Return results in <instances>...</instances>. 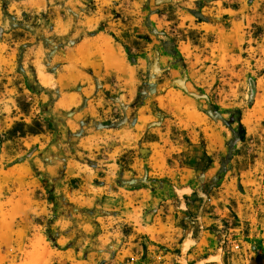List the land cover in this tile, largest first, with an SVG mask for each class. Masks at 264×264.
Segmentation results:
<instances>
[{"label":"rangeland","instance_id":"rangeland-1","mask_svg":"<svg viewBox=\"0 0 264 264\" xmlns=\"http://www.w3.org/2000/svg\"><path fill=\"white\" fill-rule=\"evenodd\" d=\"M264 264V0H0V264Z\"/></svg>","mask_w":264,"mask_h":264},{"label":"built area","instance_id":"built-area-1","mask_svg":"<svg viewBox=\"0 0 264 264\" xmlns=\"http://www.w3.org/2000/svg\"><path fill=\"white\" fill-rule=\"evenodd\" d=\"M130 264H142L140 262V258L138 257H131L130 258ZM147 264H154L152 262H149ZM155 264H181L180 262L172 259L170 255L166 253H160L158 255V261Z\"/></svg>","mask_w":264,"mask_h":264}]
</instances>
